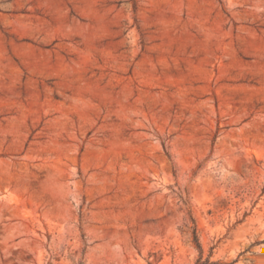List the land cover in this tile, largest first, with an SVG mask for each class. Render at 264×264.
<instances>
[{
	"label": "rangeland",
	"instance_id": "1",
	"mask_svg": "<svg viewBox=\"0 0 264 264\" xmlns=\"http://www.w3.org/2000/svg\"><path fill=\"white\" fill-rule=\"evenodd\" d=\"M0 264H264V0H0Z\"/></svg>",
	"mask_w": 264,
	"mask_h": 264
}]
</instances>
